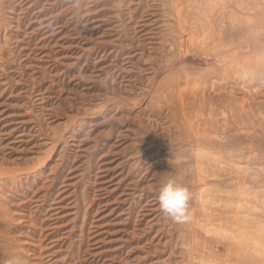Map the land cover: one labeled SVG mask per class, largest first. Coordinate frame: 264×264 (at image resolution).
Segmentation results:
<instances>
[{
	"label": "rangeland",
	"instance_id": "obj_1",
	"mask_svg": "<svg viewBox=\"0 0 264 264\" xmlns=\"http://www.w3.org/2000/svg\"><path fill=\"white\" fill-rule=\"evenodd\" d=\"M169 179L191 193L184 223L159 209ZM13 257L264 264V0H0Z\"/></svg>",
	"mask_w": 264,
	"mask_h": 264
},
{
	"label": "clouds",
	"instance_id": "obj_2",
	"mask_svg": "<svg viewBox=\"0 0 264 264\" xmlns=\"http://www.w3.org/2000/svg\"><path fill=\"white\" fill-rule=\"evenodd\" d=\"M97 83L101 88H109L116 84L112 72H105L97 77ZM91 138L90 132H85L83 139ZM191 193L177 179H169L159 190L157 197L160 211L169 217L174 223H184L189 219V201ZM6 264H25L22 257H13Z\"/></svg>",
	"mask_w": 264,
	"mask_h": 264
}]
</instances>
